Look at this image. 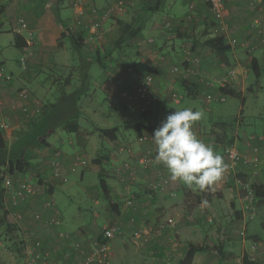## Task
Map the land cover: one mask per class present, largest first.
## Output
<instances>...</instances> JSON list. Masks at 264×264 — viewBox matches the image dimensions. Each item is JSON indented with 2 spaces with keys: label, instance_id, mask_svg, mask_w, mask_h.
I'll return each instance as SVG.
<instances>
[{
  "label": "crops",
  "instance_id": "0c3cea01",
  "mask_svg": "<svg viewBox=\"0 0 264 264\" xmlns=\"http://www.w3.org/2000/svg\"><path fill=\"white\" fill-rule=\"evenodd\" d=\"M4 1L6 0H0V3H4ZM114 1L40 0L37 3L38 6H33L30 0H16L11 5L12 9L24 11L22 14L27 17L24 21L27 23L28 30L33 33L32 39H28V37L22 34L28 42L27 46L22 49L28 50L29 54H27V58H29L30 63L37 64L41 62L51 70L59 68L63 69L64 72L83 70L82 74H84L85 80L82 81V85L79 87L82 90L79 91H92L91 95H88L86 92L84 93L87 95L83 104V111L86 115H90L89 113L92 112L90 109L97 88H100L104 92L106 99L112 101L113 108H119L120 105L118 103L130 110L138 105L140 106V102L138 101L129 108L122 99L121 92L123 88L128 87L132 89L135 85L132 75L127 73V67L134 66L136 70L142 72L143 67L140 65H146L148 73H154L157 76L155 90L158 91L161 81L165 82V75L168 70L164 65V60L169 62L173 59L171 53L169 54V49L161 51V48L166 47L167 44L171 46L174 44L176 47L177 43L175 42L177 41H181V47L186 43H193V46L194 43H198L197 48L199 50L207 48L203 52V71L207 70L211 72L214 69H219V78L215 79L223 78L234 81L237 83L236 88L245 83L246 79L250 77V64L254 57L258 59L263 69L262 75L264 73V44L261 42L264 32H259L250 26L252 21L258 20L261 26L264 27V5H258L254 0H225L228 15L226 17L227 27L224 29L223 35L227 38V42L232 38L239 40L236 45H231L232 49L228 53L226 61H221L209 45L203 46L204 41L207 43L209 38L214 37L210 27L215 22L209 5L203 0H195L197 6L195 18L192 21L186 18V8L181 13L180 8H177L176 4H173L172 9L165 13L163 9L164 4L167 2L165 0H160L159 8L157 9H151L157 3V0H129L125 11L118 16V19L114 17L109 19L101 17V21L104 23L106 29L103 30L100 37L96 35L93 40H90V25L94 20L100 19V15L93 14V8L103 9ZM187 1L189 3L191 0ZM30 5L32 6L30 7ZM81 8L82 12L79 13ZM8 13L12 12L6 10V6H1L0 4V16L2 14L7 16ZM79 16L84 20L77 29L78 32L85 33V41L81 51L84 54V58H80L78 54L72 53V42L68 37L62 36L66 25ZM130 22L134 27L138 28V34L129 42L123 39L120 41L119 36L122 29L127 27V23ZM166 22H171V26L166 27ZM16 30L13 28L14 35L19 32ZM14 35L10 41L13 45ZM115 41H120L121 43L118 49L114 46ZM245 44L254 46L255 50L247 49ZM69 53L73 54L72 58ZM206 54L207 57H205ZM134 55H136L138 60H135L131 64L129 59ZM98 56L102 58L103 64L98 62ZM181 57L183 58V53L178 56V59ZM213 58H216L220 67L217 66ZM0 62L5 63L3 59H0ZM97 63L102 68L101 73L98 72ZM221 65L226 66V69H222ZM27 80V74L24 72L17 75L10 83L0 86V94L6 100L5 108L2 110L3 113L6 114L8 110L12 112L10 106L14 99L21 103L23 102L17 98L16 92L22 88L29 90L24 87ZM189 80L195 83L198 82L195 78ZM176 83L174 84L175 87H177ZM30 92L38 99L33 94V91ZM214 92L220 93L217 89ZM161 97L155 103L156 107L161 103ZM41 103L47 106V104ZM48 104L51 105L50 103ZM155 106L150 111L153 116H155ZM188 107L198 110L194 105H188ZM203 108H205V111L210 112V114L214 113V110L209 107L204 106ZM94 111L98 119L105 120L106 122L109 120L108 123H111L112 126L102 125L92 119V130L88 129L86 124L84 126L81 124L80 116L76 117L73 122H67L60 126L54 133V140L48 139L50 144L46 150L39 149L35 152L36 158H40V160L37 159V165L40 164L39 166L35 167L32 165L34 166L33 171L30 172L31 169H29L24 173L16 175L18 176L16 178L12 176L14 180H17L19 177H29V175L40 176L38 183H34L35 192L25 200L15 199L13 192L6 190L5 209L8 211V221L18 227L19 232L17 234L20 238V243L23 245V248L20 249L22 251L21 257L19 260L17 257L15 263H25L24 235L29 233L33 239L39 240L42 243L41 248L36 249L37 253L40 254L37 259L38 264H101L98 261L87 262L89 255H86V252L87 250H92L91 248L95 244L103 242V227H106V224H110V222L129 224L130 216L136 214L137 222L134 225L136 228L133 227V229H130L128 233L121 237V240H117L119 250L117 252L114 249L112 252L113 258L118 260L116 264H165L164 258L169 255L182 260L188 251L190 243L198 246L207 245L210 248L209 250L197 252L192 264H242L241 259L250 248V245L247 246V243L251 244L254 240H241L243 243V254H238L233 245L227 244L226 236L232 232L230 226L232 222L229 221L233 220L234 215H236L234 213H237V210L243 207V198L239 193L235 194L234 188H230L224 173L219 181L204 191L189 188L181 181H172L163 164L154 162L148 167L138 164V159L144 152H149L150 150L155 152V145L140 143L137 138L121 140L119 137L117 140H112L101 136L94 129L97 127L119 128V125H113L112 118L102 108H97ZM140 113L141 115L139 116L136 112H133L135 116L129 115L124 117H129L131 121H134L132 125L134 127L143 117L141 111ZM233 119H235V116L225 120L222 119L221 122L224 124ZM84 121L87 125L90 124L89 121ZM215 122L217 121L210 123L207 120L197 121L194 124V131L206 144L212 146L215 144L216 146L214 145L213 148L225 160V144L222 143V136L216 131L206 130L209 128L207 127L208 124L214 126ZM153 125L155 126V122ZM203 125H205V131ZM238 130L240 133V126ZM64 131L67 133L72 131L73 135L70 133L65 134ZM245 133L248 134V132ZM252 134L260 133L252 132L249 136ZM97 135L100 136L102 141H100ZM136 136L138 137L137 134ZM260 136L263 139H260ZM260 136L257 139L255 137L253 139L256 140L257 144L264 146V136L261 134ZM253 139L249 138L248 141L246 136L245 138L241 136L239 141L240 148L246 150V143L248 145L249 143L253 144ZM125 141L127 142L124 143ZM99 142L104 144L102 146L105 150L104 156L107 157L112 167L109 171L111 176H108L111 181L108 178L106 179L113 201L118 204L119 212L115 213L113 210H110L107 213L106 222L102 226L101 232L96 223L92 228L90 227L91 229L81 226L78 227L79 229L76 228V231L71 226H65L60 209L56 203L54 206L57 208L58 213L46 205V202L50 199L55 201L56 189L64 181L53 174L50 162L56 157V153L59 152V157L63 163L64 175L68 176L78 168H81V176L84 177L86 169L83 172L82 169L88 164L86 155L89 150L97 151ZM77 155L84 157L87 162L84 165L80 164L76 166L73 171L71 167L74 165ZM125 161H130L134 170L129 171L125 169ZM115 170H117L116 173H114ZM237 174L243 176L241 171ZM161 179L168 180L164 191L151 190L150 188L147 190L146 185L148 186L149 183ZM131 196L135 198L138 205L137 211L125 205L126 199ZM147 208L151 211L148 218L145 217ZM200 208L201 212L204 210L203 213L200 212ZM226 213H228L227 218H229V221L226 220ZM56 214L61 221L58 227L47 223L49 217ZM239 214L237 213V216ZM244 214L241 211V221L246 224ZM144 219L148 221L146 225H144ZM169 222H175L176 226L171 229L168 225ZM141 225H143L141 228L142 231L144 230L143 232L149 231V235L153 236L150 242L142 247L136 246L133 242V234L138 231L137 229H140ZM67 229L74 230L78 236H84V244L78 240L74 242L69 237L71 232H66ZM249 229L251 228L249 227ZM253 230L254 233H251L256 234V240L264 241V223L262 225L256 223ZM2 234L12 238V234H7L4 227H0V235ZM61 234H65V236ZM147 234L145 233V235ZM74 243L81 244L83 252H80V250L76 251ZM18 245L17 243L14 245L16 250ZM215 245L222 246L221 250H216ZM9 253L11 252L6 251L2 246L0 247V264H10L14 261L13 254ZM260 261L264 264V253H262Z\"/></svg>",
  "mask_w": 264,
  "mask_h": 264
},
{
  "label": "rangeland",
  "instance_id": "374dc122",
  "mask_svg": "<svg viewBox=\"0 0 264 264\" xmlns=\"http://www.w3.org/2000/svg\"><path fill=\"white\" fill-rule=\"evenodd\" d=\"M31 3H33V6H38L37 3H39L40 0H30ZM167 1L163 9L165 10L164 12H168L172 9L173 4H176L177 8H180V12L183 13V11L188 10L189 4L187 0H165ZM16 0H6L4 3H0L1 6L4 5L6 6V10H10L12 13H8L6 16L5 14H2L0 16V59H3L5 61V67L9 72L12 73L13 79L20 74H23L26 72L28 80L26 81V84L24 87L28 88L30 91H33L36 95V97L43 103L48 104L50 103L52 107L47 108L45 111V115L52 117V126L54 125H59L61 126L62 124H66L67 122H73L75 118H72V112L69 113L67 109V101L69 99H73L72 107L76 111H79V116H80V122L84 126L86 124V127L88 129H92V119H94L96 122H99L102 125H111V123H108L109 120L106 122L105 120H100L95 114V109L97 108H102L105 110V112L112 118V124L113 125H119L120 131H119V137L121 140H124L127 138L128 139H135L137 138L136 136V130L132 126L134 121H131L130 118H125L124 116H135L133 112H136V114L139 116L141 115L140 113V106H136L134 109H126L124 106H122L120 103H118L120 106L119 108H113V103L112 101H109L106 99V96L103 91H101L100 88H97L95 96H93L94 101L92 102V107L91 111L89 114L91 115H86L83 111L84 107V100L87 97L85 92L88 93V95L92 94V91H79L82 89H79V87L82 85V81L84 79V74L83 70L81 69L80 71L72 72V71H67L64 72L63 69H54L51 70L48 67H46L44 64L41 62L37 64L30 63L29 58H27L28 50L27 49H22L18 48L15 45L11 44V40L14 35L13 28L18 29L20 27V20H26L27 17L23 15L22 13L24 11L22 10H16L12 9L11 5L15 3ZM129 2V0H128ZM188 4V5H187ZM187 5V7H186ZM32 5H30L31 7ZM120 16V15H119ZM118 19V16L114 17ZM121 19V18H120ZM102 22V21H101ZM167 23V22H166ZM166 25V24H165ZM106 29L104 26V23L102 22V29L101 33H103V30ZM18 31V30H16ZM21 34H23L25 37H29V30L21 28L19 31ZM18 32V33H19ZM172 35V34H171ZM32 41V40H31ZM176 47L174 44L172 46L167 44V46L161 48V51H167L169 49V54L173 56V59H171L169 62L164 60V65L166 67L167 72L165 75V82L161 81V86L156 91L157 97H161V103L159 104L158 107L155 106V116L156 118L154 119L155 122V127L153 130V135L155 130L161 125V123L166 119V117L173 111H175V108H184L188 107V105H194L198 110L203 111L204 116L202 120H207L209 123L213 121L215 122L214 126L208 124L206 130H213L216 131L219 135L222 136V143H233L232 145L237 146L241 151L243 152H248L249 151V146L248 143L247 145V151L245 149L240 148L239 141L240 137L253 139L255 136H264V73L260 79L259 85L258 86H252L254 82V76L251 75L248 79H246L245 83H242L240 86L236 88V90L240 93H237L239 96H227L225 102L218 103H208L207 100L205 99L206 95L208 92H210V89H207V85L205 84V75H210L213 78H219L218 76L220 75L219 69H214V71L208 72L207 70L203 71V52L207 50V48L204 49H194L193 50V43L192 44H185L184 46L181 47V41L175 42ZM173 47V50H172ZM166 48V49H165ZM190 48L194 52V58L195 63L193 66V70H195L198 74H196L195 80L198 81L199 86L198 92V97H193L189 95L188 91L185 89V87L182 85L183 82L188 81L189 79H186L182 74L181 71L175 72L173 70V66L178 65L183 63V58L181 57L178 59V56L181 53H184V50ZM26 54V55H25ZM70 57L72 58V53H69ZM26 56L25 62L23 63L22 57ZM207 57V54L205 55ZM31 58V56H30ZM167 59V58H165ZM215 59L216 64L218 67L220 65L218 64L216 58ZM131 64L134 63L135 60H138L136 58V55H134L131 59H129ZM24 66H26L24 68ZM97 69L98 72H102V68L99 66L97 63ZM143 67L141 70L142 72L148 73V69L146 65H140ZM222 69H226V66L221 65ZM237 70V69H236ZM238 71V70H237ZM155 78V83L157 81V76L156 74L152 73ZM192 78V79H193ZM204 79V80H203ZM222 79V78H220ZM176 86H174L175 82ZM224 81V79H223ZM233 85L236 87L237 83L232 81ZM87 84V82H86ZM198 84V85H199ZM203 85V87H202ZM250 87H253L250 89ZM117 88V87H116ZM216 89V88H215ZM215 89L212 91H215ZM173 95H176L177 99L176 101L173 100ZM4 97V96H3ZM79 99H78V98ZM244 97V101L242 100ZM157 98V99H158ZM5 99V97H4ZM179 100V102H178ZM6 103V100H5ZM12 103L14 105L19 106L21 102L17 100H13ZM9 105V104H8ZM204 106L209 107L210 109L214 110L213 114H210V112L205 111ZM193 109V108H192ZM86 110V109H85ZM18 112V111H17ZM15 114H19V112ZM73 112V114L75 113ZM7 114L15 118L13 112H10V110L7 111ZM235 116V119H233L232 123L228 124H222L221 120H225L228 118H233ZM55 117L57 119H55ZM220 119V120H218ZM19 120H22V123H19L15 129L14 132L12 133V137L10 141L8 140V144L11 145V142L14 140L15 134L17 131H19L22 126H26L28 123L26 119H23L22 117H19ZM57 120V122H56ZM84 120H87L90 122L89 125L85 123ZM55 121V122H54ZM112 126V125H111ZM240 126L241 132L239 133L238 128ZM203 129L205 131V125H203ZM60 128V127H59ZM58 128V129H59ZM93 130V129H92ZM95 130V129H94ZM224 130H231L234 132V138L230 141L231 137H227L224 134ZM245 132H248L246 134ZM252 132H259L260 134H252L249 136L250 133ZM65 134H72V131L66 132L64 131ZM246 134V135H245ZM258 136V137H259ZM97 137L101 140L100 136L97 135ZM49 140H54L55 135L52 134L48 137ZM260 139H263V137L260 136ZM137 141V140H136ZM249 141V139H248ZM125 141L124 143H126ZM138 142V141H137ZM253 144L254 145H260L257 144L256 140L253 139ZM153 145V144H152ZM215 144H213L214 146ZM228 145V144H227ZM104 144L102 142L98 143V150L93 151L89 150L86 159L88 161V164L86 167L82 169V172L84 171V177L81 176V168H78L74 173L69 174L66 180L61 183L55 192V203L60 209L61 212V217L63 219V222L65 223V226H71L74 229L83 226L84 228L87 227H93V225L96 223V226H99V231L101 232L102 226L106 222V216L107 213L111 210L109 206V201L105 198L103 195V192L100 187L99 183V173H103L106 178L110 180L111 176L109 171L112 169L111 164L109 163L107 157L104 156L105 150L102 148ZM216 146V145H215ZM39 149L46 150L47 146L42 145ZM151 149V148H150ZM149 149V150H150ZM149 153L155 155V152L149 151ZM46 158V157H45ZM84 158V157H83ZM101 159V163L95 162L96 159ZM37 159L40 160V158H36L34 155L32 157V165L35 167L39 166L40 164L37 165ZM42 159V157H41ZM44 159V158H43ZM85 159V158H84ZM91 159V160H90ZM30 167V172L33 171V167ZM239 170V167L232 168L230 174L227 172H224V175L226 177L227 184L230 186V188H234L235 194L239 193L242 198H243V207L238 209L236 212L239 213V211L242 213L244 212V219H246V224H244L241 221V217L237 213H234V219L229 221V218H227L228 213H226V220L229 222H232L231 226V231L228 236H226L227 239V244L233 245L235 249L237 250L238 254H243L244 250L243 249V240H256V234H252L251 232L254 233L253 227L255 224L262 225L264 223V207H257L256 202L254 199H251L250 195L246 193L244 188L239 185L237 178H239V175L237 174V171ZM29 172V173H30ZM117 170L114 171L116 173ZM235 172V174H234ZM31 182L33 183H38V180L40 176L38 175H29L27 177ZM263 180H264V174H263ZM156 182V181H155ZM153 184V182L149 183L148 186ZM147 187V190L149 187ZM145 211V217H149L151 214V211L148 210V208ZM201 212V208H200ZM204 210H202L201 213H203ZM253 217V218H251ZM256 219V220H255ZM144 225L147 224V220L144 219ZM253 220H255L253 222ZM135 221L130 224V219H129V225L128 226V231L130 229L136 228L134 225H136ZM112 222H110L111 224ZM109 224H106L108 226ZM245 225L244 227H242ZM142 226L140 229H137L139 234H142V238L137 237L135 234L134 235V243L136 246H145L140 245L139 243L144 241L145 233H150L148 232H143L142 231ZM249 227L251 229H249ZM90 228V229H91ZM79 229V228H78ZM104 229V227H103ZM71 232L69 237L72 238V240L75 242V240H78L80 243H83V238L84 236H78L75 234L74 230L67 229L66 232ZM77 231V229H76ZM103 231V230H102ZM243 232V233H242ZM232 234V235H231ZM3 235V236H2ZM0 235V245L2 246L3 249H6V251L11 252L13 256V262L10 264H17L15 263L16 258L21 257V250L23 248V245L20 243L21 241L20 238L18 240H13L11 237L6 236L5 234ZM117 240H121V238H115L113 239V243L111 244V252L115 249L117 252L119 250V246L117 244ZM242 240V241H241ZM18 245L17 250L15 249L14 245ZM86 245V244H85ZM250 243H247V246H249ZM0 246V247H1ZM20 246V248H19ZM216 247V245L214 246ZM92 249V248H91ZM91 251V250H90ZM87 250L86 255L90 254L91 252ZM248 253V252H245ZM264 253V251H263ZM114 255H112V263L116 264L118 263V260L113 258ZM242 261V260H241ZM260 261V260H258ZM262 263V261H260ZM263 264V263H262Z\"/></svg>",
  "mask_w": 264,
  "mask_h": 264
},
{
  "label": "built area",
  "instance_id": "2783aa9c",
  "mask_svg": "<svg viewBox=\"0 0 264 264\" xmlns=\"http://www.w3.org/2000/svg\"><path fill=\"white\" fill-rule=\"evenodd\" d=\"M205 3H207L214 15L215 22L211 24V31L213 35H222L224 29L227 27L226 24V17L228 15V9L225 3V0H203ZM258 5H264V0H254ZM252 1V3H254ZM128 4V0H115L111 5L108 7H105L103 9L99 8H93L92 12L93 14L100 15L99 20H94L90 25V40H93L95 36L98 37L101 36V29H102V18H111L121 15ZM189 8L186 13V18L189 21L194 20L195 18V11L197 3L195 0L189 1ZM82 12V8L79 10V13ZM83 18L81 16L75 17L72 21H70L66 28L71 31L75 32L78 27L83 23ZM171 22L166 23V27L171 26ZM252 29H257L259 32H264V27L261 26L260 21L255 20L252 21L250 24ZM20 27L24 29H28L27 23L24 20H20ZM21 28H18L17 30L20 31ZM29 37L28 39L33 38V33L29 31ZM30 42V40H29ZM239 42L237 38H232L228 41L230 45H236ZM261 42L264 44V37L261 39ZM246 48L249 50H255V47L250 44H245ZM26 56L22 57L23 63L25 62ZM194 58V52L192 49L187 48L184 50L183 53V63L173 66V70L175 72L181 71V74L186 79H191L198 74L195 70H193V66L195 63ZM26 66H24L25 68ZM127 73L129 75H132L135 85L132 89L125 87L123 88L121 95L124 103L131 108L136 102H140V110L141 112H146L150 110L154 104V102L157 100V93L154 89V81L155 78L152 74H143L142 72H136L134 66H129L127 69ZM234 74V72H232ZM205 84L211 87L219 88L221 86H225L227 82H229V79H215L211 77L210 75H205ZM13 80V75L11 72L7 70L5 67V63L0 62V86H4L8 83H10ZM231 84L233 85L232 81ZM16 96L18 99L23 101L19 106L12 105L10 106V109L12 110L15 118L8 115L7 113H3L2 110L5 108V99L0 94V129L4 131L5 138L7 140L11 139L12 133L14 132L15 127L22 123V120H19V117L23 116V119H26L27 123L31 122L36 116L41 114L43 106L40 100L36 99L32 93L25 89H19L16 92ZM208 100H217V101H225L226 98L221 95L219 97H215L211 92L207 94ZM176 98V95H173V99ZM177 100V99H175ZM19 112V114H15V112ZM17 112V113H18ZM153 133L149 131L143 132L141 135L137 137V140L140 143H151L153 145L154 142L152 140ZM249 146L251 147L248 152L241 151L237 146L230 145L225 148V163L227 165V168L225 172L229 173L231 172L232 168L239 167L238 172H242V174L246 177V180H242V178L239 176L237 178V181L240 186L244 188L246 193L250 195L251 199H255V196L252 191L251 184L253 182H258L263 177L264 174V148H261L260 146H252L249 143ZM56 157L51 160L52 165V171L53 174L59 178H62L63 180H66L67 177L64 175L63 171V163L61 161L60 153L57 152ZM155 155L144 152L143 155H141L138 159V164L143 167H148L152 163L155 162L154 160ZM86 159H84L82 156L77 155L74 165L71 167L74 171L76 166L78 165H84L86 164ZM125 169L132 171L134 170V167L130 161H125L124 163ZM2 182L4 183L6 190H10L14 194V198H19L20 200H25L29 196H31L35 192V184L31 182L27 177H19L17 180H14L12 175L9 174L7 171H3L1 174ZM168 180L167 179H161L159 181L153 182L150 186H148L151 190H157V191H164L167 187ZM12 194V195H13ZM46 205L51 207L58 213L56 210L57 208L54 206L55 202L53 199H50L46 202ZM125 205L127 207H130L132 210L137 211L138 205L136 204L135 198L133 196L129 197L125 201ZM253 218V217H251ZM130 224L137 221V215L133 214L130 216ZM47 223L51 226H59L61 224L60 219L56 215H53L49 217L47 220ZM169 227L173 229L176 226L175 222H169ZM128 226L126 224H122L119 222H113L109 224L108 226L104 227L103 229V242L97 243L92 247L91 253L88 256L87 262L91 261H98L101 264H113L112 263V252H111V242L115 238H121L126 233H128ZM164 226V225H163ZM165 227V226H164ZM243 233V232H242ZM137 237L142 238V234H139L137 231L134 233ZM62 236H65V234H61ZM153 238L152 235H145L144 241L140 242V245H144L150 242V240ZM81 244L74 243L75 250H80V252H83V248L81 249ZM24 246H25V253H26V259L24 264H38V258L40 254L37 253L36 249L41 248L42 243L39 240H35L32 238V236L29 233H26L24 235ZM264 251V241H257L254 240L250 244L249 251H247L248 256L252 260H261V255ZM242 260V259H241ZM181 260L176 259L172 255L167 256L164 258L165 264H181Z\"/></svg>",
  "mask_w": 264,
  "mask_h": 264
},
{
  "label": "trees",
  "instance_id": "16d2710c",
  "mask_svg": "<svg viewBox=\"0 0 264 264\" xmlns=\"http://www.w3.org/2000/svg\"><path fill=\"white\" fill-rule=\"evenodd\" d=\"M160 3V0H157V3L154 5V7L151 9H157L159 8L158 5ZM138 34V28L134 27L131 22L127 23V27H124L122 29V32L120 34V41L121 39L126 40V42L131 41L134 36ZM62 36L68 37V39L72 42V53H75L76 55L78 54L80 58H84V54H82V48L84 45L85 41V33L76 30L75 32L69 31L67 28L63 31ZM120 41H115L114 46L115 48L118 49L120 47ZM27 40L26 38L21 34V33H15L14 35V45L18 48H24L27 46ZM203 43V42H202ZM204 45H209L212 50L215 51V53L219 56L221 61H226L228 57V53L231 51L232 47L231 45L227 42V38L222 35H214V37H211L207 40V43L204 41ZM198 46V43H194L193 50L196 49ZM116 49V50H117ZM102 58L98 56V62L100 64L102 63ZM251 70H250V76H254V82L252 86H258L260 79L262 77V72L263 69L261 68V65L256 57H254L251 60L250 64ZM128 68V67H127ZM136 72H140L139 70H136ZM143 74H152V73H144ZM153 75V74H152ZM154 76V75H153ZM185 89L188 91L189 95L193 97H198V92L199 86L198 82L195 83L191 80H188L186 82H183L182 84ZM201 87V86H200ZM203 87V86H202ZM207 89H210V92L215 96L219 97L223 95L225 98L227 96H239L237 93H240L236 90V87L231 84V81L226 83L225 86H221L219 88L216 87H211L208 86L205 87ZM217 89L220 91V93H216L212 91V89ZM253 87H250V89ZM154 89H155V81H154ZM156 91V90H155ZM209 93V92H208ZM207 93V94H208ZM78 98V97H77ZM173 98V97H172ZM243 101L245 100L244 97H242ZM79 99V98H78ZM205 99L207 100L208 103H222V101H217V100H208V97L206 95ZM175 100V99H173ZM158 101V99L154 102V104ZM225 102V101H223ZM73 99H69L67 101V109L70 112H72V118L79 117V111H76L72 107ZM153 104V105H154ZM43 106L41 114L36 116L31 122H29L26 126H23L22 128L19 129V131L16 132L14 140L11 142V145L8 144V140L5 138L4 131L0 129V211L2 215L0 216V227H4L6 230V233L12 234V239L18 240V234L19 232L18 227L14 224L8 221V211L5 209V194H6V187L4 183L2 182V177L1 174L3 171H7L9 174H11L14 178L18 177L16 175H19L20 173H24L27 170L30 169L32 165V157L34 156L35 152L39 150V148L42 145L48 146L50 143L48 142V137L52 134H54L58 128L60 127L58 124L52 126V117H49L45 115V111L47 108H50L52 105L47 104V106ZM50 106V107H49ZM153 107V106H152ZM152 109V108H151ZM148 110L146 112H142L143 117L142 119L137 122L134 125V128L136 130V134L139 136L145 131H149L153 133L154 130V119L156 118L153 116V114ZM73 112H75L73 114ZM55 119H57L55 117ZM233 122V120H231ZM231 121H227L228 123H232ZM55 122V121H54ZM57 122V120H56ZM224 124H228V123ZM223 124V123H222ZM62 126V125H61ZM264 128V127H263ZM96 132H98L101 136L103 137H108L112 140H117L119 139L118 136V127H108V128H102V127H97ZM15 133V132H14ZM224 134L227 137H231L230 141L234 138V132L231 130H224ZM259 136V135H258ZM258 136H255V138H259ZM249 139V138H248ZM10 141V140H9ZM225 144V143H224ZM228 144V145H227ZM225 144V148L227 146L232 145L231 143ZM252 146H258L250 143ZM249 146V145H248ZM260 146V145H259ZM261 148H264V146H260ZM225 148H224V154H225ZM249 148H251L249 146ZM250 150V149H249ZM225 161V160H224ZM97 163H101V159H96ZM242 180H246V177L240 176ZM42 182V181H41ZM99 183L101 190L103 192V195L105 198L109 201V206L110 209L113 210L115 213L119 212L118 209V204L117 202L113 201V197L111 195V191L109 189V184L106 179V176H104L103 173H99ZM253 194L255 196V202L257 207H264V180L263 177L260 179L258 182H253L251 184ZM239 216H241V212L239 211ZM19 244V243H18ZM222 246H216V250H221ZM210 248L207 245H196L194 243H190L188 247V251L185 255V257L180 261L181 264H192L195 254L199 251L202 250H209ZM220 253V251H219ZM242 264H262L258 260H252L248 256L247 253H245L242 257Z\"/></svg>",
  "mask_w": 264,
  "mask_h": 264
},
{
  "label": "clouds",
  "instance_id": "9594fccd",
  "mask_svg": "<svg viewBox=\"0 0 264 264\" xmlns=\"http://www.w3.org/2000/svg\"><path fill=\"white\" fill-rule=\"evenodd\" d=\"M203 116L202 110L175 108L152 137L155 163L164 165L172 181L200 191L219 181L227 168L222 155L194 131V124Z\"/></svg>",
  "mask_w": 264,
  "mask_h": 264
}]
</instances>
